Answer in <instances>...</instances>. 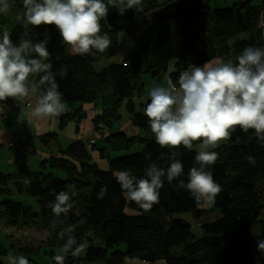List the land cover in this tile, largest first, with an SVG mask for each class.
<instances>
[{
    "label": "trees",
    "instance_id": "1",
    "mask_svg": "<svg viewBox=\"0 0 264 264\" xmlns=\"http://www.w3.org/2000/svg\"><path fill=\"white\" fill-rule=\"evenodd\" d=\"M202 1V6L190 16L154 22L150 13L163 6L157 0H142L138 6L142 10L127 9L123 15L109 12L100 23L101 34L109 36L111 45L95 55L70 53V47L62 43L54 25L28 26L24 39L33 43L48 40L50 56L46 62L52 65L62 101L78 106L58 117L59 127L68 120L79 123L86 118L82 106L89 105L95 112L94 130L104 138L101 148L92 142V151L108 165L107 170L99 169L91 162V150L78 141L59 150L56 156L43 158L37 171L0 173V224L15 231L38 228L45 232L44 246L51 250L44 254L51 264H56L53 257L72 234L68 230L70 225L74 226L77 243H84L86 247L75 258L71 251L63 253L64 264H125L127 259L165 264H264V252L258 249V241H264V146L258 143L254 132L245 133L237 127L231 139L214 150L219 158L210 171L222 190L215 203L208 210H202L203 202L197 204L187 191L177 187L179 180L187 182L196 152L183 146L171 150L161 148L144 115L149 102L135 100L144 95L147 79L156 84L165 83L169 78L176 82L179 73L191 65L202 66L214 60L236 63L245 47L262 40L264 30L257 25L264 22V0L256 6L246 0L225 9H211L207 0ZM7 3L9 11L0 13V38L7 29L12 42L18 46L24 32L23 0H7ZM51 28L53 34L49 32ZM139 31L142 38L132 56L122 63L96 69L95 64L101 59L109 60L116 55L119 32L132 35ZM242 34L246 39L237 40ZM61 71H66V76L62 77ZM29 78L42 94L47 85L37 84L38 76ZM15 101L9 98L0 104L11 105ZM123 105L129 123L136 130V135L131 137L116 129L121 122ZM56 137L55 133L45 134L41 139L43 147L48 148L51 140L56 142ZM135 145H141L140 152L110 157L111 153H129ZM172 152L183 164V175L171 184L165 178L159 203L144 211L128 201L114 173L127 170L139 178L145 167L153 163L166 169ZM248 157L254 162H249ZM105 185L106 194L98 198ZM62 190L70 194L73 207L66 216L61 214L56 218L48 204L55 200L53 191ZM15 196L33 199L37 210L14 199ZM216 211L220 214L218 217L201 223V237L192 233L188 222L175 217L188 214L199 221L204 214ZM63 229L61 240L58 234ZM6 251L0 249V255ZM39 252L38 247L18 245L14 257L25 256L30 264H37L30 254ZM0 264H3L1 258Z\"/></svg>",
    "mask_w": 264,
    "mask_h": 264
},
{
    "label": "clouds",
    "instance_id": "2",
    "mask_svg": "<svg viewBox=\"0 0 264 264\" xmlns=\"http://www.w3.org/2000/svg\"><path fill=\"white\" fill-rule=\"evenodd\" d=\"M0 2V13H7L10 8L7 0ZM141 3L142 0H107V4L104 0H23L24 32L19 45L12 42L7 29L0 38V101L23 99L36 92L35 85L30 87L26 82L30 76H38L36 83L47 87L43 88L32 107L30 117L50 119L67 112V102L62 101L59 84L51 71L52 65L46 62L50 56L48 40L33 43L24 39L28 26L54 25L59 30L62 43L69 46L72 53L95 55L105 52L111 45L109 36L101 34L100 23L107 16L109 5L123 15L127 9L142 10L138 7ZM257 27L264 30V22ZM260 38L264 40V31ZM237 61L191 65L179 73L176 82L169 78L164 84H154L148 92L150 102L144 109V115L148 118L155 142L170 150L181 146L195 149L194 164L187 174V182L181 179L177 187L187 191L197 204H214L221 192V186L210 171L219 158L214 149L229 141L237 127L245 133L252 130L258 143L264 146V46L245 47ZM40 73L44 75L39 76ZM66 74V71L60 72L62 77ZM24 119L21 112L18 120ZM169 159L166 169L149 164L139 178L127 170L116 171L114 177L125 198L144 211H150L153 205L158 204L165 178L171 184L183 175V164L175 152ZM248 160L254 162L252 157ZM106 192L107 186H102L98 198H103ZM53 194L55 200L49 202L48 207L54 217L66 216L73 207L70 194L64 190L59 193L53 191ZM68 230L72 234L53 257L56 264H64L63 253L71 251L75 258L86 247L84 243H77L73 235L74 226H68ZM64 233L65 229L61 230L58 238L63 240ZM258 249L264 252V241H258ZM10 259L11 264H30L25 256Z\"/></svg>",
    "mask_w": 264,
    "mask_h": 264
},
{
    "label": "rangeland",
    "instance_id": "3",
    "mask_svg": "<svg viewBox=\"0 0 264 264\" xmlns=\"http://www.w3.org/2000/svg\"><path fill=\"white\" fill-rule=\"evenodd\" d=\"M171 0H157V3L159 5H164L165 3L169 2ZM209 3V6L211 9H225L230 8L234 4H237L239 2H243L246 0H207ZM252 5L256 6L259 4L260 0H249ZM104 2L107 4V0H104ZM109 12H118L116 7H113L109 5ZM50 34H53L52 28L49 29ZM142 38V32H135L132 35H127L124 32H119L116 35V39L118 42V50L116 55L109 59H101L100 62L95 64V67L97 70L109 65V64H118L122 63L123 60H127L130 56H132L139 47V42ZM246 39V35L242 34L237 37V40H243ZM255 46H264V40H260L254 44ZM69 52L72 53L71 49L69 48ZM219 63L220 60H214L210 61V63ZM31 81L32 79L29 78L28 84L31 87ZM147 87L154 85L156 83L151 82L150 80H146ZM162 84V83H159ZM40 94L36 92L30 93V95L23 99H18L20 102L19 107L25 108V119L24 120H18L17 123L13 124L11 122L12 131H13V141L21 148L19 149L22 151L19 153L18 151H14V154H12V163L8 164L5 161V158L3 155L0 154V168L2 169L0 173L5 174H18L22 172L21 166L22 163L29 164V167L25 165L24 169H27L30 172L39 170V163L45 158L46 153H49V155L56 156L59 152V150H65L68 148L69 145H71L74 142L81 141L85 143V145L91 150V158L92 163L97 164L99 169L101 170H107L108 165L106 160L101 159L100 156L96 151H92L91 144L92 142L95 143L96 148H101L104 146V138L101 136L98 132L94 130V116L95 112L94 109H91L89 105H83V111L82 113H87V117L82 119L79 123H77L74 120H68L66 124L63 127H59V120L58 117L53 118H45V119H37V118H31L30 113L32 110V107L35 106ZM136 102H138V99H135ZM28 102L31 104V107H25V103ZM7 105V104H6ZM27 104L26 106H28ZM68 109L69 108H78L77 105L69 103L67 104ZM121 122L119 125L116 126V129L122 131L125 133L128 137H131L133 135H136V131L134 132L133 127L129 123L128 115L126 113L125 105L121 107ZM1 125L3 123L0 122ZM78 127V129H77ZM55 133L56 134V142L50 141L49 147L45 148L43 147L42 138H45V134ZM25 135L27 140L21 141L18 137L20 135ZM6 143L7 140H4ZM8 143V142H7ZM5 144L7 147L10 148V142ZM12 143V142H11ZM224 142L220 144L219 147L223 145ZM24 148H23V147ZM3 147V146H2ZM218 147V148H219ZM142 149L141 145H135L131 149L129 153L121 152V153H111L110 157L112 159L123 157L126 155H131L137 152H140ZM217 149V148H216ZM215 150V149H214ZM26 151L29 153L25 155ZM32 151H35L37 153V156H35ZM192 151H195L193 149ZM14 155V156H13ZM18 156H24L18 157ZM45 156V157H44ZM11 158V159H12ZM8 164V165H7ZM59 174V173H58ZM59 177L62 178V175L59 174ZM16 200H21L25 205L32 206L35 210H37L36 202L29 198V197H23V198H17L14 197ZM210 208V205L202 204L200 206V209L202 210H208ZM220 214L218 211L214 213L208 212L204 214L199 221H195L190 218L188 214H182L177 215L175 217H180L181 219L188 222L191 226V231L196 237H201L202 232L200 230V225L202 222L211 221L215 217H218ZM46 234L42 230H39L38 228L33 230L24 229L21 231H15L9 227H5L4 225L0 224V249L1 250H7V253L10 255V258L13 257V251L16 250L17 246L20 245L21 247H27V246H34L38 247L40 249V252L37 254H30L31 259L36 262L37 264H51L50 259L47 255H45V252L50 251L48 247L46 248L45 242H46ZM7 256V255H6ZM6 264H9L7 260H4ZM125 264H165V262L158 261L155 263H144L138 260L134 259H127L125 261Z\"/></svg>",
    "mask_w": 264,
    "mask_h": 264
},
{
    "label": "crops",
    "instance_id": "4",
    "mask_svg": "<svg viewBox=\"0 0 264 264\" xmlns=\"http://www.w3.org/2000/svg\"><path fill=\"white\" fill-rule=\"evenodd\" d=\"M218 63V62H217ZM26 83H29L28 81L26 82ZM147 83L148 82H145V93H144V95L140 98V99H138V102H143V103H145V102H150V99H149V96H148V92H149V90L151 89V87L153 86V85H151V86H149V87H147ZM162 84H164V83H162ZM31 85L33 86V85H35V82H34V80H32L31 81ZM38 93V92H37ZM38 94H40V93H38ZM41 95V94H40ZM27 104H29L28 106H26ZM19 105H20V102L18 101V99H16V101H15V103H13V104H8L7 106H8V108H9V111H8V117H7V119L5 120V121H1L0 120V122L1 123H3V125H1L0 124V154L1 155H3L4 156V158H5V161H6V163H7V160L9 159V158H12V154H14V151L13 150H11V149H9L5 144L8 142H14L13 141V139H12V137H13V131H12V126H11V122L14 124H16L17 123V121H18V116L20 115V113L21 112H25V108H20L19 107ZM30 103H28V102H26L25 103V107H30ZM134 129V128H133ZM134 132L136 131V130H133ZM10 136H12V137H10ZM22 136H24L25 138H26V136L25 135H20V137H22ZM20 137H18V138H20ZM4 140H7L6 141V143H4L5 141ZM26 140H27V138H26ZM16 144V143H15ZM17 145V144H16ZM19 145V144H18ZM3 146V147H2ZM23 147V146H22ZM24 148V147H23ZM29 152L28 151H26V153H25V155L24 156H26L27 154H28ZM32 153L35 155V156H37V153L35 152V151H32ZM14 156V155H13ZM24 156H18V157H23L24 158ZM46 156V157H45ZM44 157L45 158H47V157H49L50 155H49V153H46V155H45ZM12 160H13V158H12ZM8 165V164H7ZM25 165H27V167H29V164H27V163H22V166H21V169L23 170L24 168H25ZM1 168H0V172H1ZM7 255V256H6ZM13 257H14V251H13ZM0 258H1V260L3 261V264H6L5 262H4V260H7V262H9V264H11V259H10V255L7 253V251L4 253L3 252V254L2 255H0Z\"/></svg>",
    "mask_w": 264,
    "mask_h": 264
},
{
    "label": "water",
    "instance_id": "5",
    "mask_svg": "<svg viewBox=\"0 0 264 264\" xmlns=\"http://www.w3.org/2000/svg\"><path fill=\"white\" fill-rule=\"evenodd\" d=\"M203 4L202 0H174L150 13L151 21L192 15Z\"/></svg>",
    "mask_w": 264,
    "mask_h": 264
},
{
    "label": "built area",
    "instance_id": "6",
    "mask_svg": "<svg viewBox=\"0 0 264 264\" xmlns=\"http://www.w3.org/2000/svg\"><path fill=\"white\" fill-rule=\"evenodd\" d=\"M8 111H9V108L6 104H0V120L1 121H5L8 117ZM20 140L21 141H26V138L24 136L20 137ZM9 148V147H8ZM10 149H13L14 151H18L19 153H21L22 151H20L19 149H21L18 145H16L15 143H11L10 142ZM7 163L8 164H11L12 163V159L9 158L7 160Z\"/></svg>",
    "mask_w": 264,
    "mask_h": 264
}]
</instances>
